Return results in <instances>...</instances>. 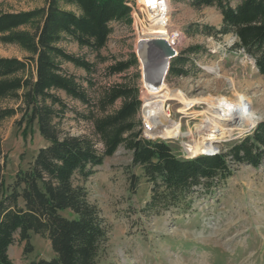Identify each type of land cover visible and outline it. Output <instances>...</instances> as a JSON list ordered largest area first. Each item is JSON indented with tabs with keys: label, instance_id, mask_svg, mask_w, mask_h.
<instances>
[{
	"label": "trees",
	"instance_id": "obj_1",
	"mask_svg": "<svg viewBox=\"0 0 264 264\" xmlns=\"http://www.w3.org/2000/svg\"><path fill=\"white\" fill-rule=\"evenodd\" d=\"M66 1L79 12L61 9L60 0H49L47 7L28 12H0V41L18 45L28 53L24 59L0 57V122L21 114L26 125L37 124L41 136L49 142L39 149L27 169L16 173L11 184H6L0 168V264H12L9 249L17 236L31 252V234L46 237L54 253L52 259L32 264H97L109 237L85 184L120 147L132 152V166L142 168L152 185L151 199L142 212L157 216L171 210L188 213L195 189L207 185L204 190L211 191L215 184L227 180L230 163L258 167L264 160V122L228 150L194 159H179L166 142L143 138L138 88L114 84L93 96L95 83L77 78L63 65L71 64L92 75L96 62L59 46L70 38L99 58L113 33L111 24L130 21L126 0ZM191 3L197 9L216 8L222 26H206V34L235 37L233 48L253 59L264 76V0ZM25 27L31 30L21 31ZM181 61L171 63L169 74L184 73ZM137 63L136 58L115 62L106 68L107 75L123 74ZM60 93L86 108L81 117L93 127V137L60 136V123L70 110ZM6 101L17 106H2ZM119 101L121 105L116 108ZM98 143L103 145L102 151ZM131 181L137 186V176Z\"/></svg>",
	"mask_w": 264,
	"mask_h": 264
},
{
	"label": "rangeland",
	"instance_id": "obj_2",
	"mask_svg": "<svg viewBox=\"0 0 264 264\" xmlns=\"http://www.w3.org/2000/svg\"><path fill=\"white\" fill-rule=\"evenodd\" d=\"M49 0H0V12L20 13L47 7ZM192 0H167L169 4L168 33L180 32L170 60H182V75H165L166 90L183 93L188 100L196 102L182 105L169 100L162 108L161 118L146 114L149 90L144 82V71L139 55V44L148 35L153 23L147 12L141 10L137 0H126L130 9V21L113 22V33L100 57L87 48H80L72 39H64L59 46L70 54L96 62V72L88 75L71 64L63 68L81 80L95 83L91 91L96 96L105 86L127 83L139 90L142 101L139 119L151 126L164 123L177 125L180 134L174 139H163L159 129L150 134L155 140L169 144L172 152L182 160L212 153H222L232 145L252 135L264 122V76L253 59L234 49L236 38L209 36L206 26L220 29L222 16L216 8L197 9ZM61 9L78 13V8L60 0ZM31 30L30 27L22 28ZM152 38V37H151ZM150 38V39H151ZM28 53L15 44L0 41V57L24 59ZM137 60V65L123 74L108 76L106 68L115 62ZM105 60V61H102ZM170 70V68H169ZM87 87L88 83H84ZM241 94V95H240ZM60 96L70 106L60 123V136L93 137V127L81 114L86 108L72 101L64 93ZM224 96L232 101L240 96L251 100L252 111L244 129L227 135L212 128L211 136H203L208 129L205 121L213 116L209 112L211 100ZM154 100V99H153ZM175 100V99H172ZM2 106H17L14 102H2ZM121 101L117 102L119 108ZM76 109L79 113H75ZM208 112V113H203ZM162 115V116H161ZM158 116V117H159ZM233 125L235 120L222 122ZM154 124V125H153ZM214 129V130H213ZM142 137L144 138L143 134ZM2 155L0 168L7 185L13 182L20 169H27L39 149L49 145L40 134L37 124L27 126L21 114L0 122ZM189 144L190 145L187 147ZM100 151L103 145H97ZM187 148V152L186 149ZM188 153V154H187ZM231 175L205 191L207 185L199 186L193 193V207L188 213L177 210L165 214L146 215L142 212L152 196V185L140 167L132 166V152L124 147L105 159L95 175L86 182L90 202L103 218L109 241L97 264H264V160L258 167L230 163ZM137 176V186L132 177ZM69 216L68 213L64 214ZM31 252L26 242L16 237L9 249L12 264L32 262L54 257L50 241L43 236L31 234Z\"/></svg>",
	"mask_w": 264,
	"mask_h": 264
},
{
	"label": "bare ground",
	"instance_id": "obj_3",
	"mask_svg": "<svg viewBox=\"0 0 264 264\" xmlns=\"http://www.w3.org/2000/svg\"><path fill=\"white\" fill-rule=\"evenodd\" d=\"M164 3L165 8L159 15L148 13V17L153 25L148 32V35H145L148 38L145 37L142 39V41H140L141 43L139 44L138 50L141 58L142 68L144 71V82L149 90V95L153 96L152 98H148L149 102L146 103V114L150 117L155 116V118H152L153 122H155L154 120L161 118L159 114H161L162 108L169 100L175 99L180 101L184 105L196 102V100H188L183 93L173 92L169 89L166 90L164 79L166 75V66L168 59L166 57L164 58L153 53L147 45L148 43H145L151 39H163L168 44H170L172 48H175L176 42L181 33L179 31L174 32L173 34L167 32L166 28L168 27L166 26H168V24H165L164 22L170 20V8L167 1H165ZM250 105L251 100L247 96H240L239 100L237 101H232L224 96H220L216 99L211 100L208 106L209 112L211 113L213 118L204 122L205 125L209 128L203 132V136H207V139H209V136H211L212 134L210 131L212 130V128L210 126H213L221 134L225 135H227L228 133H233L237 130L244 129L246 124L249 123L250 117L253 114L252 111H250ZM204 113L208 112L200 113V115ZM228 120H235V123L233 125H224V123H222ZM155 124L156 125L153 124L154 129L160 130L158 135L166 140L176 138L181 132L180 127L177 125L166 126L163 122H157ZM190 145L194 144H189L187 145V147ZM185 150L187 152V148Z\"/></svg>",
	"mask_w": 264,
	"mask_h": 264
},
{
	"label": "built area",
	"instance_id": "obj_4",
	"mask_svg": "<svg viewBox=\"0 0 264 264\" xmlns=\"http://www.w3.org/2000/svg\"><path fill=\"white\" fill-rule=\"evenodd\" d=\"M165 1L167 0H137L138 5L141 6V10L147 12V14H155L159 15L164 10ZM151 21V20H150ZM142 130H143V136L146 139L149 140H155V138H152L150 134L154 132V126H151L148 121L142 122ZM216 153H212V155H215ZM211 156V155H210ZM187 159H194V158H187Z\"/></svg>",
	"mask_w": 264,
	"mask_h": 264
},
{
	"label": "water",
	"instance_id": "obj_5",
	"mask_svg": "<svg viewBox=\"0 0 264 264\" xmlns=\"http://www.w3.org/2000/svg\"><path fill=\"white\" fill-rule=\"evenodd\" d=\"M145 43H148L147 45L149 46L150 50L153 53L161 57H164V58L166 57L168 59L167 66H166V74H167L170 68V60L174 58L176 55V51L174 50V48H172L171 45L168 44L163 39H160V40L151 39Z\"/></svg>",
	"mask_w": 264,
	"mask_h": 264
}]
</instances>
